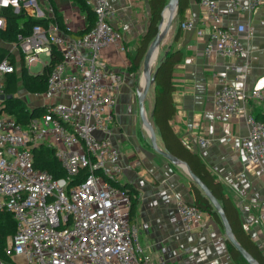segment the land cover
Segmentation results:
<instances>
[{"label":"built area","instance_id":"built-area-1","mask_svg":"<svg viewBox=\"0 0 264 264\" xmlns=\"http://www.w3.org/2000/svg\"><path fill=\"white\" fill-rule=\"evenodd\" d=\"M199 3L209 27L206 34L197 29L206 36L203 53L217 57L243 53L241 34H250L252 27L243 21L224 24L216 0ZM229 3L237 11L250 13L264 0ZM5 9L51 20L46 25L35 23L27 33L18 32L4 44L8 52L0 60V95H4L3 75L18 73L20 59L29 72L38 63L42 70L49 67L45 90L29 96L41 99L36 105L40 114L26 122L0 114V210L15 222L4 252L10 258H22L0 260V264H151L131 221V199L116 184L121 157L109 136L122 76L99 57L110 44L124 50L122 33L111 22L114 9L108 0H92L93 23L76 38L60 33L52 19L54 9L45 0H0V30L7 24ZM180 27L192 30L195 24L182 20ZM55 51L60 60L52 63ZM41 55L47 60L42 61ZM217 81L215 110L221 119H228L239 111L242 97L224 78ZM23 95L28 97L26 92ZM248 96L264 100V88H253ZM50 98L51 102H44ZM245 120L247 132L240 139V152L246 164L258 167L264 187V121L250 112ZM197 143L207 141L198 137ZM41 144L52 149L63 176L54 177L34 166L32 149ZM82 171L87 173L78 180ZM175 208L186 231L210 216L193 201L176 199ZM259 216L264 223V196Z\"/></svg>","mask_w":264,"mask_h":264},{"label":"crops","instance_id":"crops-1","mask_svg":"<svg viewBox=\"0 0 264 264\" xmlns=\"http://www.w3.org/2000/svg\"><path fill=\"white\" fill-rule=\"evenodd\" d=\"M216 1L224 24L243 21L252 27L250 34L240 37L245 51L230 57L205 55L203 46L209 31L205 11L199 0H188L182 20H192L195 29H182L177 15L165 38L166 52L180 51L182 55L172 70L175 113L170 124L179 140L200 158L222 186L243 229L264 256V223L259 216L264 187L258 167L246 164L239 148L240 139L247 132L245 114L250 112L264 120V100L248 96L253 88H264V4L248 13L233 9L229 0ZM242 1L246 4L249 0ZM47 2L55 7L59 17L56 23L65 36H80L92 22V0ZM108 4L115 11L111 22L122 33L124 50L110 44L101 50L99 60L122 76L109 136L121 157L122 171L116 184H129L137 190V206L131 221L139 242L151 264H235L225 246L223 228L211 216L184 230L175 200L193 201L191 180L182 166L154 151L142 133L136 98L141 67L130 72L129 57L146 32L148 0H108ZM198 28L205 34L199 35ZM237 67L244 69L239 71ZM218 77L230 82L242 97L239 111L228 119H221L215 110ZM151 86L144 106L150 112L154 102V84ZM22 90L30 96V92ZM198 137L207 144H198ZM158 138L163 147L159 135ZM21 260L11 258L13 262Z\"/></svg>","mask_w":264,"mask_h":264},{"label":"trees","instance_id":"trees-1","mask_svg":"<svg viewBox=\"0 0 264 264\" xmlns=\"http://www.w3.org/2000/svg\"><path fill=\"white\" fill-rule=\"evenodd\" d=\"M81 3V0H76ZM168 0H148L149 20L145 34L139 39L138 46L133 55H130L129 71L135 72L142 60V57L154 36L158 32V23L162 17V11ZM51 3V2H50ZM52 4V3H51ZM188 7V0H178L177 15L179 20L183 19L184 11ZM54 9L55 22L59 23V17ZM3 14L7 19L6 28L0 30V39L6 43L13 41L18 32L27 33L30 28L35 24L46 25L51 19H35L27 16L24 12L20 11L14 13L11 9H5ZM92 22L86 30L92 25ZM85 30V31H86ZM84 31V32H85ZM7 50L0 47V60L7 55ZM182 58L180 51L168 52L156 67V74L154 79V102L151 112L153 125L157 129L155 135H159L164 149L175 156L176 158L187 163L193 173L200 178V180L208 187L212 194L222 204L226 217L231 225V229L237 241L241 246L247 250L259 264H264V256L257 247V245L250 239L249 235L245 232L239 219L238 212L229 199L224 195L222 186L215 181L213 176L208 172L200 158L191 152L176 136L170 121L175 113L173 104V92L175 85L172 81V70L176 63ZM60 60V55L55 51V56L52 57L51 62L56 63ZM48 68L45 67L41 72L32 74L24 66L22 59H20V71L18 73H6L3 75V91L4 96L10 94V98H0V102L5 103V111L13 115L17 120L26 122L30 118L35 117L41 113V108L35 107L32 110L24 107L15 96L18 91V83L30 93H41L46 88V77ZM264 121V120H263ZM34 155V166L40 169L49 171L54 177L64 175L59 162L52 149L44 145H38L32 149ZM86 171H82L77 178L82 179L86 175ZM131 199L130 217L135 213L137 206V190L129 184L118 185ZM191 193L193 195V203L203 211L207 212L219 226L222 227L220 218L214 207L210 204L209 200L202 194L200 189L190 181ZM15 232V222L11 215L3 210H0V260L11 262V258L4 252V245L6 238ZM226 246L231 260L235 264H247L238 251L226 239Z\"/></svg>","mask_w":264,"mask_h":264},{"label":"water","instance_id":"water-1","mask_svg":"<svg viewBox=\"0 0 264 264\" xmlns=\"http://www.w3.org/2000/svg\"><path fill=\"white\" fill-rule=\"evenodd\" d=\"M177 4H178V0H168L167 1L162 11L161 20L158 23V32L154 36V38L151 40V42L149 43L142 57V60L140 62L141 76L143 74H146V79H145L143 90L142 91H140L139 89L136 90V98L138 102V112H139V119L141 122V126H142V129L145 128V130L148 133L149 142L151 144L152 149L156 151L157 153H159L160 155H162L163 157H165L166 159H168L170 162L182 166L187 172L190 180L200 189L202 194L209 200L210 204L214 207V210L217 212L220 218L225 238L231 243V245L236 249V251H238L242 259L247 264H259L258 261L247 250H245L235 238L233 231L231 229V225L226 217V214L224 212L221 202L217 200V198L212 194V192L208 189V187L200 180V178L193 173V171L189 168L186 162L171 155L164 149V147H162V145L159 142L158 136L155 135L153 123L147 120V117H146V112L144 109L145 98L149 92L150 86L154 84L156 67L158 64H160L162 60L156 65L153 72L149 71L148 64H149L152 53L159 46L163 38L167 35L168 31L170 30L173 24L175 15H177ZM168 7L171 8L172 11L165 21V11ZM166 54L167 52L164 53V56ZM3 97L10 98L12 97V95L10 94L6 96L0 95V98H3ZM147 126L150 127V130L147 129L148 128Z\"/></svg>","mask_w":264,"mask_h":264},{"label":"rangeland","instance_id":"rangeland-1","mask_svg":"<svg viewBox=\"0 0 264 264\" xmlns=\"http://www.w3.org/2000/svg\"><path fill=\"white\" fill-rule=\"evenodd\" d=\"M45 3H46V5H49L47 0H45ZM176 19H177V15H175L173 23L176 21ZM165 38H166V36L163 38V40L159 44V52H158L156 63L152 67V72L154 71L156 65L162 60V58L164 57V53L166 52V41H165ZM5 43H6V41H4V40L1 41V39H0V47H3ZM40 58L42 59V61H46L47 60L46 57H44L43 55H41ZM29 70H30L31 73H38V72H40L42 70V65H41V63H38L36 65L31 66ZM151 88H153V86H151ZM22 89H23L22 85L19 82L18 91H17L19 93H16L15 96L19 99V101H21V103H22V105L24 107L27 108L29 106V107H33L34 108V107H36V105H39L41 103V99L34 100V99H30L29 96L27 98H25L24 95H23L24 91ZM148 97H151V95L148 96ZM146 98H147V96H146ZM146 98H145V101H146ZM51 101H52V98L44 99L45 103H49ZM144 106H145V102H144ZM145 112H146L148 120L152 122L151 112L148 109L145 110ZM1 113L7 114V111H5V103L4 102H2V103L0 102V114ZM154 129L157 132V129L155 128V126H154ZM142 133H143V135L147 136V138L149 139L148 133L145 130V128L142 129Z\"/></svg>","mask_w":264,"mask_h":264},{"label":"bare ground","instance_id":"bare-ground-1","mask_svg":"<svg viewBox=\"0 0 264 264\" xmlns=\"http://www.w3.org/2000/svg\"><path fill=\"white\" fill-rule=\"evenodd\" d=\"M171 8H167L166 11H165V21H166V18L170 15L171 13ZM158 52H159V46L154 50V52L152 53L151 55V58H150V61H149V64H148V69L149 71L152 72V67L154 66V64L156 63V60H157V56H158ZM145 79H146V74H143L141 76V85L139 87V90L142 91L143 88H144V83H145ZM147 117V115H146ZM148 120V118H147ZM148 127V126H147ZM147 129L150 130V127H148Z\"/></svg>","mask_w":264,"mask_h":264},{"label":"flooded vegetation","instance_id":"flooded-vegetation-1","mask_svg":"<svg viewBox=\"0 0 264 264\" xmlns=\"http://www.w3.org/2000/svg\"><path fill=\"white\" fill-rule=\"evenodd\" d=\"M35 108V107H34Z\"/></svg>","mask_w":264,"mask_h":264}]
</instances>
